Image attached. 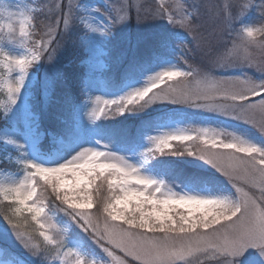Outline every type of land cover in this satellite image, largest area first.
I'll return each mask as SVG.
<instances>
[{
	"label": "snow or ice",
	"instance_id": "obj_1",
	"mask_svg": "<svg viewBox=\"0 0 264 264\" xmlns=\"http://www.w3.org/2000/svg\"><path fill=\"white\" fill-rule=\"evenodd\" d=\"M250 4L251 0H244L241 11ZM127 7H132L130 0ZM73 8L72 0H68V11L62 18L64 32L71 27ZM261 11L264 12V4ZM30 12L14 14L13 22L18 24L21 37L28 34V26L32 23ZM154 15H167L169 23L182 27L199 46L196 26L189 13L183 12L177 19L170 11L158 9ZM225 16L227 20L230 13L226 12ZM128 19L127 11L121 7L99 27L84 17L80 23L89 32L106 35ZM13 22L9 25L12 31ZM59 23L55 28L49 26L26 55L15 57L0 52V66L6 70L0 82V89L7 94L5 116L17 105L32 67L45 55L49 61L53 59L56 50L51 44L53 34L59 31ZM239 61L256 67L264 75V49H261L259 62L248 51H244ZM218 64L223 68L234 66L223 57ZM193 75L191 70L166 69L150 76L143 88L118 99L96 97L92 101L93 108L87 113L88 118L95 122L125 113H142L158 103L181 105L240 121L254 128L264 141V79L257 81L248 75L219 78L205 75L192 84L188 78ZM195 131L192 135L188 129L176 127L172 132L147 137L152 146L140 153L136 161L132 159L135 153L119 154L111 151L107 144H103L104 150L81 148L71 159L53 167L18 161L26 169L24 179L13 186L0 187V199L14 205L4 213V218L17 241L34 256L38 254L39 246L33 242L27 221L22 223L25 213L30 214L38 235L46 244L57 249L62 247V235L57 240L45 231L53 226L48 223L51 216L45 212L43 182L55 199L66 206L61 210L109 258L92 260L91 264H133V261L137 264H191L190 258L200 255L217 261V264H232V258L240 257L248 248L260 250L264 257V146L244 133L228 132L231 140L226 142L218 138L221 133L215 128L201 127ZM172 141L201 145L195 151L187 150V155L196 157L219 173L234 189V194L223 191L213 194L206 188L196 190L193 184H189L182 194L162 191L164 181L144 172L151 155L165 154ZM7 143L24 147L13 140ZM96 143L101 145L99 140ZM170 154L177 155L176 152ZM105 184L108 195L100 199ZM252 190H258L260 198ZM93 208L100 214H94ZM176 209H185L187 214L178 212L174 215ZM69 255L76 256L77 264H87L80 252L69 248L64 256Z\"/></svg>",
	"mask_w": 264,
	"mask_h": 264
},
{
	"label": "rangeland",
	"instance_id": "obj_2",
	"mask_svg": "<svg viewBox=\"0 0 264 264\" xmlns=\"http://www.w3.org/2000/svg\"><path fill=\"white\" fill-rule=\"evenodd\" d=\"M39 0H11V3L6 8L7 11L13 14L26 13L31 10L32 23L28 26V34L21 37L19 34V26L13 22V31L8 33V29L0 28V36L4 39L0 40V52L8 55L20 57L27 54V51L32 48L33 42L39 41L40 38L34 36L36 29L33 25L34 12L38 9ZM198 5L191 6L182 0H130L132 7L128 8L129 0H72L74 8L72 10L71 21L80 23L82 17L87 18L90 23L97 27L100 24L106 23L109 15H116L121 7H124L128 13L129 19L127 22L117 25L112 28L109 34L100 35L98 32H89L83 27L84 32L80 34L79 40L83 59L80 62L84 69L81 83V99L76 104L72 105V122L74 134L69 139L64 136H58L55 133L47 131V125L40 123L39 113L33 109V87L40 81V108L47 114L53 111V107L49 106V100L54 87L55 78L58 75L59 65L62 64L63 58L59 50L55 51L53 59L48 60L47 55L42 61L36 63L26 80L25 86L15 108L5 116L3 113L4 107L7 106L6 91L0 89L2 98L0 99L1 111L3 114V126L0 127V143L3 144V149L0 150V187H9L24 179L26 173H17L3 166L4 163L18 161H30L38 165L53 167L65 162L66 159H71L77 151L84 147H93L98 150H104L103 144L109 145V149L123 155H132L133 161L140 158V153L144 152L151 142L147 139L149 136H160L165 133L172 132L176 127L186 128L192 135L196 134V129L201 127L215 128L221 135L219 139L228 142L231 136L228 132H236L237 134L244 133L249 137L254 138L258 143L264 146V141L259 137V133L252 127L226 117L218 116L213 113L202 111L199 109L171 104H154L142 113H125L126 118L130 115H136L140 119L136 123V133L130 137L128 132V119L121 120L124 115L111 117L108 119H100L92 122L87 113L93 108L92 101L96 97L101 100L118 99L129 92L141 89L146 85L150 76H153L166 69H174L178 71H193L194 75L188 78V81L195 84V81L202 79L205 75L212 78L222 76H243L248 75L257 81L264 79V75L257 70L256 67H249L239 61V57L244 55V50L239 47H234L236 33L242 26L258 25L264 23V12L261 11V5L264 0H251L250 7L241 11L240 5L244 0H196ZM53 6V13L56 15L55 21L52 23L45 22V31L48 27L63 28L62 18L64 12L68 11V0H49ZM62 5V7H57ZM179 5V7H177ZM93 9H99V12H94ZM158 9L170 11V14L180 18L183 12L190 14V19L196 26V32L200 41L199 46L193 41L192 36L179 25L169 23L167 15H154ZM226 12L230 13V18L226 20ZM165 21V22H160ZM167 23L174 31V43L168 47V55L160 58L158 61L144 63L137 70L134 76H130L123 80V83L117 84L112 77L109 67V60L118 57L132 58V54L137 51L142 40L149 35L159 31L163 24ZM7 34V35H5ZM57 33H54V39ZM118 38L115 39V36ZM7 36H11L8 39ZM190 38L189 42L183 44V41ZM45 39L47 37L45 36ZM118 40H122L129 45L126 47L128 51L113 54L112 49ZM248 54L257 62L261 58V49L252 48L248 50ZM131 55V56H130ZM137 59H143L141 54H136ZM227 58L234 66L223 68L220 67L218 61L220 58ZM124 58V57H123ZM64 65V63L62 64ZM136 65V61L133 63ZM137 66V65H136ZM5 69L0 66V82L4 79ZM15 73L13 77H15ZM138 75V76H137ZM172 83H176L173 81ZM171 120V122H169ZM106 121L108 125L112 122H118V128L126 129L125 136H111L109 133L104 134L100 128H97L98 123ZM107 133V132H106ZM8 140H13L17 144H22L23 148H18L13 144L7 143ZM99 140L101 145H97ZM198 143L184 142L180 143L172 141L170 147L165 150L168 160H178L189 167L197 170H205L206 173L215 177L217 183L213 185L204 184L202 187H193L196 190H204L205 188L213 194L219 192H232L234 189L228 182L216 173L208 165L198 160L194 156H188L187 150L195 151L200 147ZM176 152L177 155L170 153ZM183 152L184 155H179ZM161 153L151 155L150 164L145 169L144 174L151 175L157 180L164 181L162 191L171 190V192L182 194L187 190L189 184L180 182H169L165 178L163 171L156 168L154 165L162 157ZM175 158V159H174ZM19 164V163H18ZM38 179V178H37ZM42 191L53 195L51 190L43 186ZM255 196L260 198L261 194L258 190H252ZM45 194V193H44ZM108 195L107 187L101 190L100 199ZM160 194L157 193V196ZM48 195L43 197L45 204V212L51 216L48 222L53 227H47L46 233L60 239L63 236L62 247L57 249L53 247L54 254L46 264H77L75 255L64 256L68 249H74L80 252L87 261L91 264L92 260H108L109 258L102 250L85 234L71 218L64 212H58L56 209H49L46 205ZM3 200V199H2ZM9 202L8 200H4ZM61 203L60 201H58ZM31 203V202H30ZM62 204V203H61ZM63 205V204H62ZM64 206V205H63ZM66 206H64L65 208ZM92 212L99 215L97 208H93ZM178 212L186 213L185 209H176L174 215ZM57 229L60 231L58 232ZM37 255H32L30 251L24 249L17 241L14 232L9 231L0 225V264H34ZM191 259V264H217L215 260L206 259L203 255L194 256ZM133 264L137 262L133 261ZM183 264V262H180ZM232 264H264V257L260 255V250L248 248L240 257L232 258Z\"/></svg>",
	"mask_w": 264,
	"mask_h": 264
},
{
	"label": "trees",
	"instance_id": "obj_3",
	"mask_svg": "<svg viewBox=\"0 0 264 264\" xmlns=\"http://www.w3.org/2000/svg\"><path fill=\"white\" fill-rule=\"evenodd\" d=\"M199 3H190L191 6H196ZM39 7L34 12L33 25L36 29V33L34 36L40 38L45 31V22L52 23L55 21L56 15L53 13V6L50 4L49 0H39ZM160 22H165L160 21ZM171 26L167 23L163 24V27L157 31L156 33L147 36L144 38L139 45L136 52L132 54V58H126L125 55L121 58L118 57V60L115 58L109 60V67L111 70L112 77L117 84L123 83V80L127 79L130 76H134L137 73V70L140 66H143L144 63L153 62L154 60H159L165 55H168V47L170 44L174 43V31L171 30ZM83 27L78 22L71 21V27L69 31L64 32L63 28H60L58 33L56 34V38L51 44V48H54L56 51L59 50L61 57L63 58L62 64L59 65L58 75L55 78L54 87L52 88L49 106L53 107V111L47 114L44 112L42 108H40V99H41V91H40V81L38 79L37 84L33 87V98L31 102H33V109L36 113H39L40 123L43 125H47L49 130L58 133L59 135L64 136L66 139L72 137L74 134L73 130V122H72V105L76 104L81 99V89L80 82L82 81L84 69L78 63L81 60V56L83 52L81 47L79 46V35L83 33ZM118 38V35L115 36V39ZM119 39V38H118ZM189 42V45L192 44L190 38L188 37L183 44ZM57 44L59 45L57 47ZM129 44L124 41H121L120 46L113 48L112 53L116 55L121 52L128 51L126 47ZM141 54L143 59L139 60L136 58V54ZM131 56V55H130ZM136 61V65L133 63ZM138 76V75H137ZM2 94H0V99L2 98ZM125 115L121 120L125 121ZM140 119L135 118L133 121L129 120L128 132L129 136L132 137L136 133V123ZM3 114L0 106V127L3 126ZM118 122L114 121L111 125H108L106 121L99 123L98 128L104 134H110L111 136H115V130L118 128ZM125 132L127 131L124 129ZM107 132V133H106ZM3 144L0 143V150L3 149ZM161 157L159 161H162ZM166 166L164 167V171L166 175H168L169 179L174 178L177 182L184 184H193L196 187H202L204 184L213 185V183H217L215 177H212L208 173L201 172L193 167H189L184 164H171L167 158ZM157 161V162H159ZM157 162L154 165H158ZM4 167L17 172V173H26V169L24 168L22 163H13L8 162L3 164ZM201 179V180H199ZM195 181V182H194ZM44 196L48 195V199L46 201V205L49 209H56L58 212L64 208V206L59 203L54 195L49 194L43 190ZM9 202H6L0 199V225L9 231H13L11 226L8 224L7 220L4 218V213L9 211L11 207ZM27 221V229L33 233V242L39 246V252L37 254L36 260L34 264H46L50 257L54 254L53 247L49 244H46L42 237L38 235V230H36L35 224L31 221L30 214L25 213L22 217L23 221ZM14 232V231H13ZM29 264V263H28Z\"/></svg>",
	"mask_w": 264,
	"mask_h": 264
},
{
	"label": "clouds",
	"instance_id": "obj_4",
	"mask_svg": "<svg viewBox=\"0 0 264 264\" xmlns=\"http://www.w3.org/2000/svg\"><path fill=\"white\" fill-rule=\"evenodd\" d=\"M10 3L11 0H0V28L6 27L8 33L12 32L9 25L14 19V14L6 10ZM26 13H29V11ZM7 38L11 39L12 37L7 36ZM2 39H4V36H0V40ZM234 46L239 47L244 51H248L252 48L264 49V23L242 26L236 33Z\"/></svg>",
	"mask_w": 264,
	"mask_h": 264
},
{
	"label": "bare ground",
	"instance_id": "obj_5",
	"mask_svg": "<svg viewBox=\"0 0 264 264\" xmlns=\"http://www.w3.org/2000/svg\"><path fill=\"white\" fill-rule=\"evenodd\" d=\"M182 1L189 2V3H188L189 5H190V3H192V4L197 3L196 0H182ZM81 34H82V33H81ZM79 36H80V35H79ZM121 41H122V40H121ZM121 41L118 40V43H116L114 47H118V46H120ZM79 44H80V40H79ZM44 57H46V55H45ZM82 59H83V55L81 56V60L79 61L78 66H79V65L81 66L80 62L82 61ZM81 83H82V81L80 82V89H81ZM81 93H82V89H81ZM128 117H130V118H128V123H129V120H130V121H133L135 118H137L136 115H130V116H128ZM99 123H100V122H99ZM99 123H98V125H99ZM98 125H97V128H98ZM47 128H48V126H47ZM47 131H48L49 133L52 132V131L49 130V128L47 129ZM52 133H54V132H52ZM55 134L58 135V136H61V135H59L58 133H55ZM114 134H115V136H117L118 138H119V137H122V138H123V137L125 136V130H124V129H121V130L116 129ZM161 155H162V154H161ZM162 158H163V160L157 162L158 165H155L156 168H157V170H158V169H161L160 171H163L165 178L168 179L169 182H170V181H171V182H177L174 178H170V179H169L168 175H166V173H165V171H164V167H166V168L169 167V166H166V165H165V164L167 163L166 158L168 159L167 154H166V155H162ZM174 159H175V158H174ZM159 160H160V159H159ZM169 162H170L171 164H177L176 166H178V165H180V164H184L183 162L178 161V160H176V159H175V160H172V161H169ZM13 163H14V162H13ZM184 165H186V164H184ZM200 171L206 173L205 170H200ZM199 180H201V179H199Z\"/></svg>",
	"mask_w": 264,
	"mask_h": 264
}]
</instances>
